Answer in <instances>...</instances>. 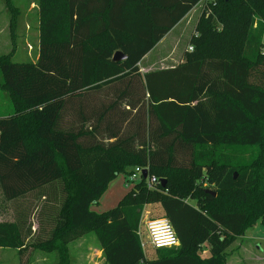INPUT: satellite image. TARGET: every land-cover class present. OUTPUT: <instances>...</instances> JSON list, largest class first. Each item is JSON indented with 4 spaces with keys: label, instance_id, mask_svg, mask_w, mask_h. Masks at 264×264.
Segmentation results:
<instances>
[{
    "label": "trees",
    "instance_id": "16d2710c",
    "mask_svg": "<svg viewBox=\"0 0 264 264\" xmlns=\"http://www.w3.org/2000/svg\"><path fill=\"white\" fill-rule=\"evenodd\" d=\"M201 1L184 61L142 74L141 60ZM37 6V59L14 62L15 47L0 56V92L12 106L0 108V187L7 202L35 195L51 212L48 230L34 234L24 213L0 221V248L55 252L70 264L68 245L94 233L107 264H225L226 249L264 224V0ZM117 51L126 58L114 61ZM241 148L251 153L245 163ZM136 167L147 178L117 206L91 209ZM152 203L180 247L148 259L138 230Z\"/></svg>",
    "mask_w": 264,
    "mask_h": 264
},
{
    "label": "rangeland",
    "instance_id": "374dc122",
    "mask_svg": "<svg viewBox=\"0 0 264 264\" xmlns=\"http://www.w3.org/2000/svg\"><path fill=\"white\" fill-rule=\"evenodd\" d=\"M37 2L38 0H11V2L7 0H0V56L10 53L15 47V52L12 58L14 62H28L35 61L37 59L40 43V20ZM202 9L203 8L199 9L195 13L192 21L184 28L186 34H181V30L183 29L182 25L177 29L174 28L164 37L161 42L162 44L148 54L150 59H157L160 57L159 55L163 56L162 58L167 57L162 62L158 63V61H161L158 60L152 68L157 69L175 66V59L184 56V53L190 44L191 36L195 33V22L197 24L202 13ZM154 61L156 60H153L152 62ZM141 69H143V67ZM2 93L3 92H0L1 108H12L9 98L5 93ZM235 152L240 158L237 163H245L249 161L251 153L247 148L236 149ZM118 178L119 186L117 187V193H120V195L123 196L128 191L123 190L128 178L126 174H120ZM105 195L103 196L105 197L104 200L103 198L99 200L100 205L98 202V204L91 206L93 211H103L108 209L107 206H104V203L107 204L108 201L107 196ZM110 197L111 196H109L108 199H110ZM45 201L46 199L44 198L39 199L36 198L35 195H31L26 199H21L14 203H7L0 187V221L15 220L16 216L24 213V215L26 214L29 218L32 232L34 224L38 226L43 225L47 228L48 225L46 221L51 210L47 208L49 206L48 204H45ZM189 202L192 205L196 204L195 201L192 200H189ZM117 204L118 202L114 203L112 206L115 207ZM16 211L18 215L15 216ZM162 218L165 217L163 214V208L159 203H152L145 206L138 230L140 236L144 238L145 242L148 241L146 223L150 219ZM84 239L97 242V238L94 233L85 235ZM81 240L73 241L70 244L71 251L73 250L72 254H75L79 245L78 243ZM258 245L260 248H258ZM145 247V253L148 257L151 259L157 257L155 249L152 248L149 243L146 244ZM34 249L35 250H28L27 252L25 251L21 254L14 248H0V264H57L55 253H50L51 255H48L45 254L43 250ZM208 250L209 243H205L203 245V249L199 252L203 257H205L208 255ZM225 255V264H264V224L258 223L253 227L248 228L243 236L237 238L226 249ZM44 256H48L50 261L44 262ZM79 263H81V261ZM72 264L76 263L73 261Z\"/></svg>",
    "mask_w": 264,
    "mask_h": 264
},
{
    "label": "crops",
    "instance_id": "0c3cea01",
    "mask_svg": "<svg viewBox=\"0 0 264 264\" xmlns=\"http://www.w3.org/2000/svg\"><path fill=\"white\" fill-rule=\"evenodd\" d=\"M203 7V2L201 1V2H199V4H197L196 6H194V8L174 27L175 29H177L179 26H183V29L181 30V34H186L185 33V30H184V28L188 25V23L189 22H191L192 21V18L194 17V15H195V13L199 10V9H201ZM195 26H196V22H195ZM173 28V29H174ZM172 29V30H173ZM171 30V31H172ZM170 31V32H171ZM164 39V38H163ZM162 39V40H163ZM162 40L155 46V48L153 49V50H155L157 47H159L160 46V44H162L161 42H162ZM152 50V51H153ZM151 51V52H152ZM15 52V51H14ZM151 52H149L148 54H150ZM176 52V51H175ZM148 54L141 60V62L139 63V67H140V70H141V73L142 74H145V73H148V72H150V71H154V70H158V69H167V68H171V67H167V68H157V69H154V68H152V66L153 65H155V63L158 61V60H161V61H158V63L159 62H162L163 60H165L166 58H162L163 56H161V55H159L160 57H158L157 59L156 58H151L150 59V57H148ZM169 56H172V55H169ZM153 60H156V61H154V62H152ZM184 61V56H182V57H178L177 59H175V66H177V65H179L180 63H182ZM143 67V69H141ZM172 67H174V66H172ZM1 95V94H0ZM2 107V105H1V100H0V108ZM7 108V107H6ZM8 109V108H7ZM120 176V175H119ZM118 176V177H119ZM116 178L115 180H113L110 184H109V187H108V189H107V191L104 193V195L105 194H107V195H105V196H107V204H105L104 203V206L106 207L107 206V208L108 209H111V208H113L114 206H112V205H114V203H119L120 202V200L124 197V195L123 196H121L120 195V193H117V187L119 186V178ZM128 178V177H127ZM115 181V182H114ZM127 183H126V185H124V188H123V190H130V188L132 187V183L131 182H129L128 180L126 181ZM127 191V192H128ZM103 195V196H104ZM101 197V199L103 198V200H104V198L105 197ZM109 196H111L110 197V199H108L109 198ZM100 199V200H101ZM7 202V201H6ZM7 203H11V202H7ZM99 205H100V201H99ZM118 205V204H117ZM116 205V206H117ZM106 208V209H107ZM107 209V210H108ZM94 211H96V212H102V210L100 211V210H94ZM103 211H105V210H103ZM163 214H164V212H163ZM10 221H13V220H10ZM33 234L36 232V229H37V225L36 224H34L33 225ZM47 230H48V228H47ZM86 235H88V234H86ZM84 236L85 235H83V236H81L80 238H78V239H76V240H81L82 238V240L81 241H79V245H78V248L76 249V252H75V254H72V251H71V247H70V244L73 242H71L69 245H68V247H69V251H70V256H71V264L73 263V261H74V263H76V264H78L80 261H81V263H79V264H107L106 263V259H105V257H104V255H103V251H102V249L100 248V246H99V243H98V241L97 242H94L93 240H89V239H84ZM76 240H74V241H76ZM258 248H260V246L258 245ZM145 249H146V247H145ZM30 250H35L34 248H32V249H30ZM148 252V251H147ZM44 253L45 254H48V255H51L50 253H55V252H45L44 251ZM56 254V253H55ZM147 256V255H146ZM147 258L148 259H151L150 257H148L147 256ZM43 260H44V262H49L50 261V258L48 257V256H44L43 257ZM56 262H57V264H58V262H59V258H58V255L56 254Z\"/></svg>",
    "mask_w": 264,
    "mask_h": 264
},
{
    "label": "built area",
    "instance_id": "2783aa9c",
    "mask_svg": "<svg viewBox=\"0 0 264 264\" xmlns=\"http://www.w3.org/2000/svg\"><path fill=\"white\" fill-rule=\"evenodd\" d=\"M209 2H213L214 0H207ZM192 50L193 48L190 46L188 48ZM143 169L140 167H136L134 172L128 177V181L133 183L137 181ZM148 187L154 189L159 181L155 177H151L147 180ZM146 232L148 236V243L154 249H172L177 248L180 245L178 236L171 225L170 221L166 218L162 219H150L146 223Z\"/></svg>",
    "mask_w": 264,
    "mask_h": 264
},
{
    "label": "water",
    "instance_id": "95a60500",
    "mask_svg": "<svg viewBox=\"0 0 264 264\" xmlns=\"http://www.w3.org/2000/svg\"><path fill=\"white\" fill-rule=\"evenodd\" d=\"M126 57L122 54V52L120 51H117L114 56H113V60L114 61H120V60H123L125 59ZM144 178H147L148 176V170L144 169L143 172H142ZM234 178L236 179L237 178V175L234 174ZM162 186H165V181H162ZM213 195L215 196L216 193L214 192Z\"/></svg>",
    "mask_w": 264,
    "mask_h": 264
}]
</instances>
